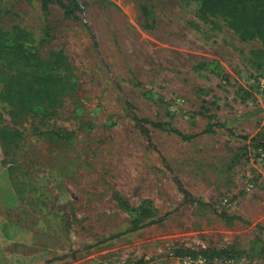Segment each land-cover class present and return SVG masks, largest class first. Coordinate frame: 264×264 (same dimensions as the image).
Listing matches in <instances>:
<instances>
[{"label":"rangeland","instance_id":"374dc122","mask_svg":"<svg viewBox=\"0 0 264 264\" xmlns=\"http://www.w3.org/2000/svg\"><path fill=\"white\" fill-rule=\"evenodd\" d=\"M56 1L45 17L39 0H0V30L66 65L52 117L0 100V124L24 136L0 142V264H182L206 247L264 264V150L250 142L264 132L262 40L201 19L197 0H78L77 20ZM134 116L189 138L147 135Z\"/></svg>","mask_w":264,"mask_h":264},{"label":"trees","instance_id":"16d2710c","mask_svg":"<svg viewBox=\"0 0 264 264\" xmlns=\"http://www.w3.org/2000/svg\"><path fill=\"white\" fill-rule=\"evenodd\" d=\"M198 15L206 20L212 16H221L225 25L243 41L260 38L264 47V0H197ZM40 9L47 17L53 0H39ZM65 16L72 20L79 18L76 11H82L78 0H57ZM144 12L152 16V12L144 7ZM47 35V32H43ZM264 52V50H263ZM66 67L63 50L56 51L51 58L41 54L39 44L33 42L30 32L18 26L9 30H0V100L9 108V113L30 114L33 118L43 120L56 114L63 103L62 95L66 89L62 75ZM1 118V117H0ZM140 124V129L148 135L144 124L174 133L180 138H189L179 129L164 121H153L149 118L133 117ZM94 125L89 123V128ZM210 127V126H209ZM58 138L70 139L71 131H52ZM24 139L18 128L0 124V142L8 148H18ZM255 148L264 150V132H258L250 138ZM178 190L185 198L190 197L181 182L175 179ZM201 205L208 203L197 200ZM143 217H150V208H141ZM147 210V213H146ZM222 215V214H221ZM134 222V221H133ZM132 229L139 227L133 223ZM259 239L255 238L250 249L256 246ZM209 258H233L239 252L234 247L202 248L198 251ZM198 252L185 250L179 254Z\"/></svg>","mask_w":264,"mask_h":264},{"label":"built area","instance_id":"2783aa9c","mask_svg":"<svg viewBox=\"0 0 264 264\" xmlns=\"http://www.w3.org/2000/svg\"><path fill=\"white\" fill-rule=\"evenodd\" d=\"M259 82L264 87V77H261ZM242 259L244 260L243 257ZM180 261L182 264H235L234 258H209L200 253H186L180 257Z\"/></svg>","mask_w":264,"mask_h":264}]
</instances>
